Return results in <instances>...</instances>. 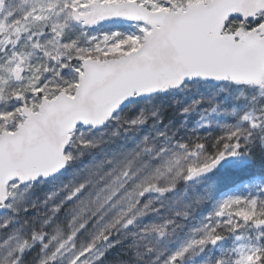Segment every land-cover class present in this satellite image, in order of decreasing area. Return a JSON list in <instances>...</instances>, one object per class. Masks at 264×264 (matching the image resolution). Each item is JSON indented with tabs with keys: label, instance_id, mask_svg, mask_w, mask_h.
Here are the masks:
<instances>
[{
	"label": "snow or ice",
	"instance_id": "obj_1",
	"mask_svg": "<svg viewBox=\"0 0 264 264\" xmlns=\"http://www.w3.org/2000/svg\"><path fill=\"white\" fill-rule=\"evenodd\" d=\"M4 3L5 0H0V103L5 98L9 103L14 102L12 111L23 107L29 97L43 93L44 88L52 83L48 79L50 73L60 77L73 62H77L72 71L79 75V83L83 84L86 74L96 68L95 63H89L93 51L99 53L124 39H140L134 34L101 30L116 20L140 18L136 12L142 8L139 2L19 0L17 11L7 15L3 14ZM73 25L79 28L75 35L69 33ZM144 39L147 54L151 40L148 37ZM187 78L191 79L192 75H187ZM138 94L150 95L151 89H142ZM248 104L236 116L235 122L224 126L219 134L209 133V136L197 137L190 142L177 141L171 148L159 147L156 153L159 163L138 185L142 189L139 199L129 197L127 207L122 205L114 222L103 228L90 230L86 221L68 233L62 232L59 225L54 235L47 230L60 207L83 192V183L76 184L70 191L68 185L62 186L66 199L61 201L53 217L44 220L39 228L34 224L29 227L28 220H25L26 231L21 237L20 229L10 227L20 211L28 214V207L21 209L18 205L26 199L29 181H36L41 174L44 178L53 176L71 161L72 156L62 147L52 151L46 167H37L24 174L15 173L19 176L18 182L6 184L0 181V237L6 236L0 242V264H107L110 255L127 238H119L120 235L131 233L135 236L137 225L143 231L142 239L153 234L159 238L170 234L168 229L176 221L169 217L163 223L155 222L154 218L161 214L162 208L155 206L151 199L153 194H158L162 203L180 181L245 173L254 165L258 147L261 172L255 177L258 181L255 194L228 196L219 201L192 230V236L179 245L165 251L146 247L143 253L137 252L136 255L138 258L151 257L150 264H183L189 254H199L197 249L205 252L218 248L219 255L213 264H264V183L261 182L264 177V95L253 96ZM191 110L186 106L183 112L188 114ZM102 122L101 119L93 120L95 125ZM130 123L136 127L143 125L144 120L137 117ZM143 139L145 146L141 152L151 153L156 146L148 144L147 136ZM141 152L136 153V157ZM134 162V159L128 160L130 165ZM123 175L127 179L129 172L125 171ZM168 177L171 179L161 185L160 182ZM56 194L53 192L49 199ZM31 206H36L35 201ZM183 216L187 217L188 213H183ZM144 218L151 222L141 224ZM248 228L253 229L251 234L247 233ZM229 236L238 243L226 249L223 242Z\"/></svg>",
	"mask_w": 264,
	"mask_h": 264
},
{
	"label": "water",
	"instance_id": "obj_2",
	"mask_svg": "<svg viewBox=\"0 0 264 264\" xmlns=\"http://www.w3.org/2000/svg\"><path fill=\"white\" fill-rule=\"evenodd\" d=\"M136 12L140 18L132 21L153 28L145 33L151 40L147 54L144 39L138 50L118 59H89L95 71L86 74L83 84L78 82L74 97L60 93L52 100L43 98L38 112L24 106L27 120L15 133L0 135V181L10 184L19 181L15 173L46 167L52 151L64 150L77 126L101 129L128 101L149 96L138 94L142 89L155 94L198 79L264 88V24L247 34H222L230 18L248 21L264 13V0H208L188 5L183 12H150L144 7ZM97 119L101 125L93 124ZM53 176L41 174L29 182Z\"/></svg>",
	"mask_w": 264,
	"mask_h": 264
},
{
	"label": "trees",
	"instance_id": "obj_3",
	"mask_svg": "<svg viewBox=\"0 0 264 264\" xmlns=\"http://www.w3.org/2000/svg\"><path fill=\"white\" fill-rule=\"evenodd\" d=\"M129 49V44L126 41L121 45L122 52ZM113 57L119 55L117 51L111 54ZM92 58L99 59L105 56L102 52L93 51ZM188 92L189 95H185ZM261 95L260 90L248 87H232L230 85H208L202 83H190L183 86L179 91L174 92L168 102L173 105V112L169 119L165 120L164 126L166 127L153 131L150 130L151 136L148 139L149 145H155L151 153L144 154V158L151 157L154 160H158L156 155L157 150L161 146L171 148L177 141L190 142L197 137L209 136L219 134L222 128L230 123H234L236 116L241 113L246 107L249 106L248 101L253 96L259 97ZM198 102V103H196ZM186 106L191 107V111L188 114H184L183 109ZM215 109L213 112L212 110ZM234 112L236 115H234ZM203 125V126H202ZM132 128L126 127L121 133L123 137H126V133L134 134ZM99 131H87L82 129V138L74 139L72 144L68 147L69 151L73 148L81 150L79 156L72 157V162L68 165L67 172L73 171V164L83 167L87 173L90 171H96L100 166V162H105V167L109 166L108 162L118 156L121 152H124L121 148L122 143L118 144H105L104 142L99 144H90L92 139ZM154 132V134H153ZM163 133L164 135H161ZM171 138V139H170ZM211 139V137H209ZM127 140V144L131 143V140ZM145 146V142H143ZM260 149L257 148V159L254 165L245 173H238L228 177H216L208 178L199 181L195 184H189L185 181H180L177 185L176 193L163 199L162 203L151 198L155 202L156 207L162 208V212L159 216H156L155 222L163 223L167 218H172L176 223L169 227V235L164 238H157V235L153 234L145 236L144 239H140L143 235V231L140 225H137V234L133 236L131 233H123L119 238L126 236L123 239V245L113 252L107 264H134L133 260L137 259V252L143 253L146 247H152L157 251H165L172 248L175 245H179L182 241L189 239L195 227H198L204 215L210 214L213 206L216 204V192L222 190L228 185H239L238 193L241 195H247L249 192L255 194V184L258 182L257 177L261 172V163L259 160ZM261 182L264 183V177L261 178ZM46 186L49 187H61L58 181L47 182ZM69 191L75 184L70 182L67 184ZM59 194H62L59 196ZM120 193L117 194L112 200L100 208L98 212L93 214V211H89L92 201L91 199H82V193L75 199L67 201L62 207H60L59 213L52 219V225L56 227L59 225L60 229L64 233H68L71 228L79 227L81 223L89 222L88 227L90 230L96 228H103L106 224L114 222V217L110 218L112 212L115 217L117 216V204L116 200L119 198ZM66 197L65 191H58L56 196L53 197V201L56 204H61V201ZM79 201V207L76 202ZM115 205V207H113ZM75 209V211H74ZM184 211H190L191 213L184 217ZM77 212L80 214L77 216ZM36 213L33 209L28 213ZM179 213V215H177ZM37 214V213H36ZM71 222V223H70ZM147 218L141 220V224L150 223ZM232 236L227 239L231 247L236 243L233 242ZM140 241L142 245H140ZM199 254H189L183 264H213V261L219 250L211 249L205 252H199ZM149 256L138 258V264H144Z\"/></svg>",
	"mask_w": 264,
	"mask_h": 264
},
{
	"label": "rangeland",
	"instance_id": "obj_4",
	"mask_svg": "<svg viewBox=\"0 0 264 264\" xmlns=\"http://www.w3.org/2000/svg\"><path fill=\"white\" fill-rule=\"evenodd\" d=\"M132 2H139L140 4L144 5L146 8L152 10V11H175V10H183L186 5L198 2V1H207V0H131ZM19 0H5V3L3 5V14L7 15L9 12L17 11L18 9ZM18 14V12H17ZM259 24L261 22H264V15H260L259 17ZM258 24V23H257ZM256 26L255 23L251 24V22L244 23L238 20H230L226 27L224 32L225 33H234L235 30L241 29L243 31L251 30ZM143 28L144 31L140 32L139 30ZM102 31H119L123 34L128 35H138L140 39L133 40V39H124L122 41L116 42L114 45H110L107 49L102 51V54L104 56H110V54L117 51L120 53L121 49L119 48V45L125 40H128L130 43V47L132 50L137 49L140 46V40H143V33L144 32H150L151 29L142 22H126V21H114L109 24H106L101 29ZM79 32V28L75 25H73L69 29V33L71 35H75ZM77 62H73L72 65L68 69H66L64 72H66L68 75H70V79L65 77L62 78L60 76V81L64 83L57 85V76L55 73H50L48 79L52 81L51 85L44 88V92L41 93L39 96H31L26 101V104L32 111L37 110V106L40 103L41 98H48L54 97L56 94V88L61 87V91L65 92L66 94L72 95L74 91H72V88L70 85H72V82L74 85L77 83V77L78 74L74 71H72V68L76 67ZM63 72V73H64ZM59 78V77H58ZM171 92V91H170ZM169 92V93H170ZM167 93V95L169 94ZM185 95H189L188 92L185 93ZM156 95H153L145 100L138 101L124 109H121L118 113H116L112 119L114 122L108 127H105L104 130L101 132L99 131L96 136L92 139L90 144H99L101 145L103 142L105 144H118L122 143L121 146H123L121 149L124 150V152H121L116 156V158L122 159L125 162H128V160L133 159L136 157V153L141 152V149L144 147V137L149 136L148 129L143 128L144 124H148L151 129L155 132L156 130H160L164 127H166V124L164 126L165 120L169 119L172 115L173 110L171 109V106L168 105L167 101L165 99L156 98ZM15 107L14 102L9 103L7 102V98H5V101L0 103V134L2 132H13L16 130L19 124H22L24 121V116L20 113V107L16 111H12ZM155 114V115H154ZM11 117H15L14 119H10ZM141 118L144 120L143 125H137L135 128H132V131L134 134H128L126 133V137H123L122 130L124 129V125L126 127H132L131 126V120L134 118ZM3 119V121H1ZM154 134V132H153ZM80 139L82 138V129L81 127L76 128V130L71 134V144L74 139ZM131 140V143L127 144V140ZM68 154H70L72 157L79 156L82 152L81 150H78L77 148H73L72 151H67ZM147 153V152H146ZM145 154V152H144ZM73 160V159H72ZM74 161V160H73ZM72 162V161H70ZM64 168L62 173H59L57 176H55L50 181H57L62 185H67L70 182H73L75 185L77 183V177L81 175L84 172H87L83 167L73 164V171L67 172L68 165ZM97 170V169H96ZM96 171H90L88 174H95ZM171 177L165 178L162 180L163 184H166ZM48 181H40L36 184H28L26 185L29 187V192L26 195V199L21 202L20 205H18L19 208L28 207V213L33 209V211H36V213L31 214H25L23 211H20L17 214V219L14 221V223L10 226L11 228H17L20 229L19 235L23 237L25 235L26 229L24 228V221L28 220L29 224L28 226L31 227L33 224L39 228L40 224L44 221L49 219V217H53V213L55 212L56 208L60 204H56L53 201V197L49 199L51 194L53 192L57 193L58 191H62L61 187H49L44 185L45 182ZM179 183V182H178ZM177 183V185H178ZM177 185L174 190H172L169 194H167L164 198L169 197L173 195L177 189ZM62 198V194H59ZM153 199L160 201V196L158 194H153ZM151 197V198H152ZM114 198V197H113ZM112 198V199H113ZM163 198V199H164ZM223 197H220V199ZM66 199V197H65ZM222 200V199H221ZM32 201H35V207L33 208L31 206ZM117 212L119 213L122 205L117 204ZM110 218L115 217V215L111 212ZM55 228L54 225H52V222L50 225L47 226V230L51 231L52 234H55ZM142 235L140 236V239L142 240ZM6 236L0 237V242H2L3 239H5ZM145 238V237H144ZM143 238V239H144ZM157 238H159L157 236ZM140 245H142V242L140 241ZM31 257L29 258V262H31ZM151 257H148L146 261L150 264ZM134 264H138V258L133 260Z\"/></svg>",
	"mask_w": 264,
	"mask_h": 264
},
{
	"label": "clouds",
	"instance_id": "obj_5",
	"mask_svg": "<svg viewBox=\"0 0 264 264\" xmlns=\"http://www.w3.org/2000/svg\"><path fill=\"white\" fill-rule=\"evenodd\" d=\"M133 159L135 162L130 165L122 159L113 157L107 167H105V162L101 161L95 174L90 175L84 172L77 177V183L84 184L82 199H91L92 201L89 211H93L95 214L118 193H120L116 200L118 205L127 207L129 197L133 200L139 199V192L142 189L138 185L142 183L143 177L152 172L159 161L151 157L145 159L143 152ZM125 171L129 172L127 179L123 175ZM160 183L163 185L162 181ZM79 203V201L76 202L77 207H79ZM79 215L77 212V216ZM144 264H149V262L145 261Z\"/></svg>",
	"mask_w": 264,
	"mask_h": 264
}]
</instances>
